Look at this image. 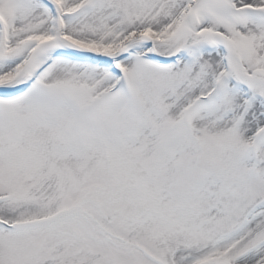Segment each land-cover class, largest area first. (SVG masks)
I'll use <instances>...</instances> for the list:
<instances>
[{
    "label": "snow or ice",
    "instance_id": "1",
    "mask_svg": "<svg viewBox=\"0 0 264 264\" xmlns=\"http://www.w3.org/2000/svg\"><path fill=\"white\" fill-rule=\"evenodd\" d=\"M0 264H264V0H0Z\"/></svg>",
    "mask_w": 264,
    "mask_h": 264
}]
</instances>
